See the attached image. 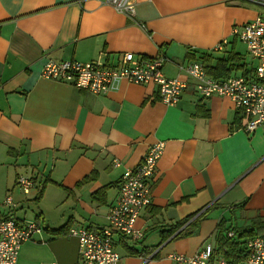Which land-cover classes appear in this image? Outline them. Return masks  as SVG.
<instances>
[{
	"label": "crops",
	"instance_id": "1",
	"mask_svg": "<svg viewBox=\"0 0 264 264\" xmlns=\"http://www.w3.org/2000/svg\"><path fill=\"white\" fill-rule=\"evenodd\" d=\"M257 15L264 7L233 0H135L132 17L105 0H0V214L11 195L15 215L43 226L17 264H75L67 230L107 225L123 172L160 140L151 203L136 220L144 236L115 235L118 264H181L172 255L207 245L215 258L245 259L264 221V125L247 132L232 97H202L180 66L233 51L252 77L256 61L234 28ZM125 52L165 55L164 74L185 81L179 102L124 78L94 93L42 76L47 59L114 65ZM21 175L34 179L29 194Z\"/></svg>",
	"mask_w": 264,
	"mask_h": 264
},
{
	"label": "built area",
	"instance_id": "2",
	"mask_svg": "<svg viewBox=\"0 0 264 264\" xmlns=\"http://www.w3.org/2000/svg\"><path fill=\"white\" fill-rule=\"evenodd\" d=\"M105 1L117 12L135 16V0ZM233 1L264 7V0ZM234 33L243 40L249 53L259 61L257 75L252 82L240 75L226 78L209 76L204 65L198 61H190L180 67L195 80V89L202 97L231 96L244 115V129L252 132L258 126L264 125V16L257 15L252 21L235 28ZM223 43L216 50H221ZM167 60L162 54L149 57L132 52L122 53L120 62L114 65L101 59L87 62L47 59L42 76L94 93L107 92L121 78L137 84L155 83L161 101L166 105H175L180 100L185 81L164 74L162 68ZM164 149L165 141L155 142L141 162L123 172L118 197L107 214V225H77L68 229L67 234L78 240L79 257L75 264H118L120 254L115 247V235L120 233L132 240H139L144 236V232L136 228V220L141 210L151 203V183ZM115 163L120 162L116 160ZM34 185V179L30 175L19 176L18 187L23 193L29 194ZM3 204L10 210L5 215L0 214V264H17L22 244L41 233L43 226L37 220L15 215L12 211L16 204L11 195L6 196ZM229 236H234V231L229 232ZM244 247L246 257L239 263H233L224 257H213V248L210 245L194 256L176 254L172 258L181 264H264V235L249 238Z\"/></svg>",
	"mask_w": 264,
	"mask_h": 264
},
{
	"label": "trees",
	"instance_id": "3",
	"mask_svg": "<svg viewBox=\"0 0 264 264\" xmlns=\"http://www.w3.org/2000/svg\"><path fill=\"white\" fill-rule=\"evenodd\" d=\"M241 59L242 57L239 53L232 51L229 52V54L226 56H221L216 58V62L214 65H210V58H207L208 62L206 63L204 62V67L207 73H209L210 75L216 78H219L221 76H224L223 78H226L236 73V71L238 72L241 71L240 74L242 73L246 75V69H245L246 67L245 64L241 62ZM256 229H257L256 235H260V234L264 235V221L260 222ZM231 244H236V243L233 242ZM228 260L233 262L231 259Z\"/></svg>",
	"mask_w": 264,
	"mask_h": 264
},
{
	"label": "rangeland",
	"instance_id": "4",
	"mask_svg": "<svg viewBox=\"0 0 264 264\" xmlns=\"http://www.w3.org/2000/svg\"><path fill=\"white\" fill-rule=\"evenodd\" d=\"M257 17V16H256ZM255 17V18H256ZM254 18V19H255ZM241 26H243V25H241ZM241 26H238V27H241ZM235 28H237V27H235ZM234 28V29H235ZM235 34V33H234ZM236 35V34H235ZM238 39H239V41L241 42V41H243L242 39H240L239 37H237ZM246 45V44H245ZM247 48V54L250 56V58H252L253 60H255L256 61V68H255V70H254V75L252 76V77H247L245 74H239L240 76H243V77H245V78H247L248 79V81L249 82H252L254 79H255V77H256V75H257V69H258V64H259V61H258V59L257 58H255L254 56H252L250 53H249V51H248V47H246ZM208 74V73H207ZM174 78H179V77H174ZM139 84H155V83H139ZM156 85V84H155ZM157 86V85H156ZM157 90H158V87H157ZM231 97V96H230ZM119 192V191H118ZM117 197H118V194H117V196H116V199H117ZM115 199V200H116ZM108 221V220H107ZM117 250V249H116ZM118 251V250H117ZM119 252V251H118ZM120 254V253H119ZM172 256H174V255H172ZM122 258V256H121V254H120V259Z\"/></svg>",
	"mask_w": 264,
	"mask_h": 264
},
{
	"label": "bare ground",
	"instance_id": "5",
	"mask_svg": "<svg viewBox=\"0 0 264 264\" xmlns=\"http://www.w3.org/2000/svg\"><path fill=\"white\" fill-rule=\"evenodd\" d=\"M256 236V235H255ZM244 249H245V247H244Z\"/></svg>",
	"mask_w": 264,
	"mask_h": 264
}]
</instances>
